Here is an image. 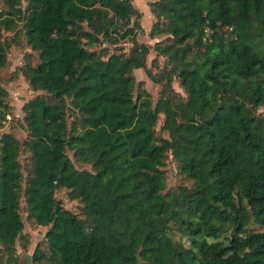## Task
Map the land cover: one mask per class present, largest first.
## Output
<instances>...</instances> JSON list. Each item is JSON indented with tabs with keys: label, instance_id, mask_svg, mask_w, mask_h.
Wrapping results in <instances>:
<instances>
[{
	"label": "trees",
	"instance_id": "16d2710c",
	"mask_svg": "<svg viewBox=\"0 0 264 264\" xmlns=\"http://www.w3.org/2000/svg\"><path fill=\"white\" fill-rule=\"evenodd\" d=\"M2 3L0 71L24 31L37 59L22 70L38 92L23 106L27 138L0 137L6 264L17 262L23 197L48 228L36 264H264V0L149 1V37H163L151 66L133 0ZM137 69L162 83L155 105ZM7 95L0 81V130ZM169 156L191 186L167 189Z\"/></svg>",
	"mask_w": 264,
	"mask_h": 264
},
{
	"label": "rangeland",
	"instance_id": "374dc122",
	"mask_svg": "<svg viewBox=\"0 0 264 264\" xmlns=\"http://www.w3.org/2000/svg\"><path fill=\"white\" fill-rule=\"evenodd\" d=\"M135 6L140 10L142 17H141V24L144 28V33H140L138 40L140 42H145L150 44L152 47L151 52L148 56V65L151 66L152 60L156 57V51L154 49V45L157 41L163 39V37H158L156 39H151L149 37V32L153 26V23L156 21L153 12L150 9L149 1L151 0H134ZM3 3L0 0V8L2 7ZM125 50L129 51L131 44L127 43L124 44ZM111 48H115L112 46ZM32 57V61L35 62L37 59V53L34 52L26 43L25 33L24 31H20L19 33V41L17 44L12 45L8 52V63L7 66L0 71V81L3 87L7 90L8 95L6 97V102L8 105V115L7 121L5 122V127L0 130V137L4 132H9L14 134L19 140L24 141L27 138L28 131L24 121L25 112L23 109L24 104L29 101L30 99L37 96L38 92H35L27 77L23 73L24 65L29 61ZM165 61V58L161 56L159 58L160 65L162 66ZM33 62V63H34ZM154 73L158 72L157 68H152ZM134 74L137 80H144L146 84V88L148 89L149 93L151 94V100L153 105L157 102L161 95L162 90V83H156L152 81L148 75L146 74L145 70L137 69L134 71ZM173 87L175 90L179 91L181 94H184L183 89L180 87L178 81H174ZM258 113L263 115L264 114V106L260 107ZM163 119V118H162ZM158 125V135L164 134L161 130L162 120ZM72 155V153L70 152ZM20 161L22 167L24 169L25 175L24 178L27 177V168L30 165V153L23 149L22 154L20 156ZM78 168H90V166L81 164L76 162ZM166 171L165 179L167 183L168 190H174L179 185H188L191 186L193 184L192 180H189L182 176L179 172V168L177 165L176 160L169 156L164 166ZM25 185V184H24ZM57 198L61 200L66 208L73 211L76 214H79L82 218L84 215L82 214V202L80 200H73L69 197V190L62 188L57 191ZM21 216L24 221V230L21 236L17 240L16 244V256L17 262L16 264H36L33 262L32 256L35 252L36 247L38 244L42 243L43 248H47V243L45 241V236L47 232V227L41 226L37 224L35 221L28 217V212L26 209V203L24 197L21 200ZM249 211V210H248ZM250 228L252 230H260L255 224H251ZM174 238L179 243L181 242V236L177 231H173ZM1 248V245H0ZM0 264H6L4 259L2 258V253L0 250Z\"/></svg>",
	"mask_w": 264,
	"mask_h": 264
},
{
	"label": "crops",
	"instance_id": "0c3cea01",
	"mask_svg": "<svg viewBox=\"0 0 264 264\" xmlns=\"http://www.w3.org/2000/svg\"><path fill=\"white\" fill-rule=\"evenodd\" d=\"M133 2L135 3V1L133 0Z\"/></svg>",
	"mask_w": 264,
	"mask_h": 264
}]
</instances>
